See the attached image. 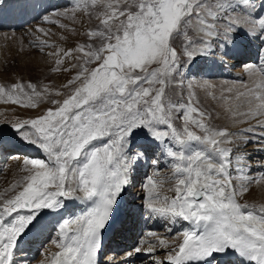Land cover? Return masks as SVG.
Returning <instances> with one entry per match:
<instances>
[{
  "label": "snow or ice",
  "instance_id": "1",
  "mask_svg": "<svg viewBox=\"0 0 264 264\" xmlns=\"http://www.w3.org/2000/svg\"><path fill=\"white\" fill-rule=\"evenodd\" d=\"M97 5L103 9L95 13L99 26L86 33L97 45L81 43L73 50L45 53L57 57L53 72L70 71L61 68L64 57L73 58V51L83 54L71 65L77 72L64 85L69 94L53 100L54 109L11 125L46 158H25L28 175L12 185L11 196L0 198V264H17L14 253L21 239L42 233L48 227L46 217H61L72 201L88 207L58 221L62 251L54 254L52 264H99L104 237L117 223L133 173L145 164L159 171L158 154L178 161L176 196L164 197L155 206L160 197L149 177L148 203L141 208L150 218L188 222L190 227L177 234L182 241L177 245L148 233L156 237L149 255H155L157 246L170 249L154 264H217L219 258L233 255L241 264H264V205L257 212L255 205L238 199L250 185L264 180V160L255 162L260 172L253 176L252 156L245 150L257 145L253 151L264 153V76L246 92L220 97L233 122L249 124L239 132L217 129L212 114L191 100L181 105L164 99L168 83L181 77L197 56L218 52L230 57L241 32L260 42L254 52L257 65L245 68L253 75L257 68L264 73V0H90V5L84 0L85 10ZM178 37L185 38L179 52L174 46ZM35 46L41 52L55 47L46 40ZM92 64L97 67H89ZM4 93L0 86V98ZM42 98L29 82L12 85L6 102L36 108ZM178 112L182 128L173 124ZM192 141L202 148L191 156L171 146L185 149ZM7 217L11 219L6 222ZM143 251L138 244L126 256Z\"/></svg>",
  "mask_w": 264,
  "mask_h": 264
},
{
  "label": "rangeland",
  "instance_id": "2",
  "mask_svg": "<svg viewBox=\"0 0 264 264\" xmlns=\"http://www.w3.org/2000/svg\"><path fill=\"white\" fill-rule=\"evenodd\" d=\"M103 2H107V0H103ZM113 2L115 3V0H113ZM77 4H79V7H77ZM88 4L90 5V0H88ZM55 5H56L55 9L53 8L50 12L43 15L40 19H37V22L34 21L33 23H31V25L33 24L32 26L30 25L24 30L18 32L0 31V86L5 88L4 98H0V140L8 139L7 141H9L13 145V148L16 152L18 151V149H22L21 145L23 144L21 143L24 141L19 136H17L16 132L11 127V125L16 124L18 121L35 118L45 113L49 108L54 109L55 107H57L52 103V101L53 100L62 101L63 99L66 98V96L69 94V88H65L64 85L68 84V81L72 79L73 76L76 75L77 69L71 68L72 64L78 63L74 59V57L77 55H83L82 53H77L73 51L72 53L73 58L64 57V63L63 65H61L62 69L66 67L69 68L70 71L64 72L63 70H61V71L53 72L52 68L57 66L56 64L57 57L46 55L45 53L55 52L61 48L64 49V51L73 50L76 49L78 45L81 43H93L94 45H97L99 43V41L95 39L89 41L88 36L86 35V33L90 29L99 26V20H97L95 17V13L103 11V9L99 5H97L96 7L89 6L87 10L84 9V0H60L59 4L55 1ZM78 14H80L81 17H78ZM45 18H47V20ZM120 19H124V17H120ZM60 25H65L66 27H60ZM38 29H43L44 32L42 33L38 31ZM44 33H47V35H45ZM241 36L246 37V34H244L243 32L239 33L238 39L241 38ZM184 39L185 38L183 37H178L174 43V46L177 48L178 52L181 50V44L183 43ZM40 40H46L48 41V43L54 45L55 47L45 48L44 51L41 52L35 46L36 43ZM241 40H244V38H241ZM236 49L237 52L240 49L242 50H240L239 52H245L244 50H246V48L241 46V42L237 43ZM236 51L233 54H235ZM215 53H209L207 56L210 57ZM208 57H206L207 60H209ZM237 59L238 57L234 60ZM219 61L222 62L221 60ZM184 62H185V58L182 57L181 63L183 64ZM214 62L215 61H213L212 63L211 69L216 70ZM203 63L199 65H195L193 68L195 69V67L198 66L196 70H199L201 69V67H206L205 65L207 63L204 65ZM89 67L94 68L97 67V65L92 64L89 65ZM226 67H227V63H225L224 70L228 69ZM186 71L187 69H185L181 77L175 78L170 83H168L165 89V97H164L165 100L170 101L173 104L178 103L181 105H187L191 100L193 106H196L212 114L211 124L215 126L217 129L227 128L230 132H239L242 129H247L249 127L248 123L233 122V119L230 117V115L225 111L224 107L222 106L220 97L222 95L235 96L238 95V93L240 92H246L249 88H253L255 84L253 83L252 77L250 78V76H253L252 73H250L248 77L246 74H244L243 78L228 77L225 79H218V78L211 79L200 75L195 76L194 78V76H191V73L189 72L190 70L187 71L190 74H187ZM262 76H264V73ZM178 81H182V83ZM29 82L35 84L37 86V91L43 93V98L41 99L40 103L36 108H26L19 104L6 102V96L8 94V90L11 89L12 85L14 84L27 85ZM45 86L48 89L47 93H44ZM227 89H231L232 90L231 93H228ZM24 90L27 92L31 91L27 87H25ZM57 92L61 93V95H57L56 94ZM213 96H215L216 99H213L212 98ZM181 115L182 113L179 112L176 113L173 120V124L177 128L183 127V121L180 119ZM192 115L193 118H198V113H193ZM251 123L255 124V121L253 120ZM189 127L190 130L196 131L197 134H201L200 130L196 129L194 125H189ZM28 146L29 148H31L32 147L31 143H28ZM180 149L181 148L179 146L178 148H176V151H180ZM251 149H253V145H249L248 148L245 150L251 153L252 152ZM6 155L7 154H5V152L2 150V147H0V198H7L8 196H11L13 194L11 190L12 185L16 184L18 181H21L24 176L28 175V172L25 170L26 166L24 165L25 158H37L36 156L21 157L19 155H9V156ZM258 155L259 156H253L251 154L253 160V171H252L253 176H258L260 172V169L256 168L255 162L264 160L262 153H259ZM169 164L170 163H168L166 167H159V171H157V168L155 166H152L151 164H145L144 167H142L144 170L143 171L144 173L142 175L139 174L140 171L139 172L137 171V173L133 175L135 176L136 174L137 175L139 174L138 175L139 177H137L136 175V180H134L135 182L133 188H135L134 189L135 191L139 188L140 191L138 192L139 194L142 195L141 198L138 199H136L135 196H132L131 198L133 199V201L135 200V202L132 203V207L133 205H136L137 211L141 203H142L141 205H146L148 203L147 200L148 192H146L145 190V187H147L148 178L152 177L153 175V180L157 182L154 177L158 179L160 177H163L161 176L163 171H169L170 173L172 170L175 169V167L174 169L171 168L172 164H170V166ZM174 177L175 176H173V178ZM233 182L236 183L235 180ZM259 183L264 188V180H261ZM259 183L250 185L249 190L247 192H249L252 189H257L259 187ZM237 186L239 187V185ZM159 188L161 189V186H159ZM159 188H155V190L157 191L155 195L163 200L162 198L163 195L161 192H159L158 190ZM258 191L260 190L258 189ZM127 192H129V190H127ZM131 193H133V191H131ZM245 194L246 192L243 193L242 195L244 196ZM161 199L153 201L155 206L161 205L160 203L163 202ZM133 209L136 210L134 207ZM128 211L129 213H131L130 210ZM149 222H150L149 220H146V223ZM161 225L163 229H160V231L157 232L158 234L157 236L169 240V243L172 242L171 244H175L176 240L179 239V236L177 235L178 233L174 234L172 232L174 229V227L173 228L171 227L173 223L167 222L164 219L163 224ZM176 226L177 225L175 224V227ZM149 231L153 232V230L147 229L144 231L143 234L137 237L136 245H134L135 247L138 244L140 246L143 245L145 248L147 245H151V243L146 240V239L148 240L151 239L150 237H148V233H150ZM155 240L156 237L152 239V242ZM58 243L59 242L56 243L53 239L49 240L45 245V247L38 254V258L36 261L40 259L42 254L46 250H48L51 245L52 246L50 250L54 249L53 245ZM132 249L133 248H130L129 250L128 248L126 251L122 252V256L120 254V256L111 255V257L115 259L116 264H122V263L126 264V262H129L130 259L132 258L135 259L136 261L135 264H144L146 261L149 260L148 259L149 257L154 258L156 256L165 255V257H162L160 259V260H164L166 258V255L170 251V249L164 248L161 249L160 251L156 250L157 253L155 252L154 256L139 257L140 254H144V255L148 254L146 253V251L145 253L143 251L140 254H136V255L134 254L133 256H131L132 258L128 257V260L124 261V259L127 258V256L125 255L127 251L129 252ZM22 255L23 254H21L18 259H20ZM109 256L110 254H108L106 258H109ZM36 261L31 264L37 263ZM22 264H27V263H22Z\"/></svg>",
  "mask_w": 264,
  "mask_h": 264
},
{
  "label": "bare ground",
  "instance_id": "3",
  "mask_svg": "<svg viewBox=\"0 0 264 264\" xmlns=\"http://www.w3.org/2000/svg\"><path fill=\"white\" fill-rule=\"evenodd\" d=\"M0 1H2V0H0ZM50 2V1H49ZM46 6H48V4H45V7ZM77 14V13H76ZM78 17H81V15L80 14H78ZM78 21H80V20H78ZM81 25V24H80ZM18 27V26H17ZM30 29V28H29ZM239 35V34H238ZM58 37V36H57ZM241 38H244L243 36H241ZM246 38H247V36H246ZM245 39V38H244ZM241 46L242 47H244V48H246V46L241 42ZM248 49H249V51H250V53L251 52H254L255 50H256V48L253 46V44L252 45H250V46H248ZM240 50H242V49H240ZM239 50V51H240ZM239 51L237 52L236 51V53H239ZM245 53V52H244ZM247 53H248V51H247ZM249 54V53H248ZM211 55V54H210ZM232 56V55H231ZM231 56L230 57H222L220 54H218V52H216L214 55H211L210 57H208L207 55H206V57H208V59L209 60H211L209 63H207L205 66H206V68L207 69H210V66H212V63H213V61H215L216 60V58L218 59V60H221V61H223V60H226L227 62V67L226 68H228V69H231L232 68V63H234V61H236V60H231L230 61V58H231ZM205 56H197V58L195 59V60H193L192 62H191V64H187L186 65V67H185V69H187V71L188 70H190L189 72L192 74L193 72H195L194 70H196V68H198V66L197 67H195V69L193 68L195 65H199V64H201V63H203V62H206L205 60H207L206 59V57L204 58ZM220 58V59H219ZM238 60H239V58H238ZM235 63H237V62H235ZM241 65V66H240ZM242 63H238V66L236 67L237 69H238V71L237 72H242L243 74H246L247 75V77L250 75V71L247 69V68H245V66L242 68ZM245 65H249V64H245ZM249 66H251V65H249ZM225 67V66H224ZM224 67H222V68H215L217 71H219V72H222V71H224ZM236 68H234V69H236ZM186 71V73L187 74H190L189 72H187ZM262 75H263V73H261L260 71H257L256 72V74L255 75H253V76H250V78L252 77V80H253V83L254 84H256V83H258L259 82V80L261 79V77H262ZM194 78H195V76H194ZM193 79V78H192ZM189 80V79H188ZM191 80V79H190ZM251 80V81H252ZM229 128V127H228ZM233 128V127H232ZM234 129V128H233ZM171 143V142H170ZM21 144H23V145H21ZM20 145H21V148L22 149H18L19 151H22L23 149L24 150H28L29 149V146H28V143H24V142H22ZM171 146L173 147V149L174 150H176V148H177V144H171ZM257 147V145H253V149L254 148H256ZM201 148H202V145H200V144H198L197 142H195V141H192V142H190L189 143V145L185 148V149H182L184 152H185V155L186 156H191L195 151H198V150H201ZM253 149H251V154L253 155V156H256L257 154H259L260 152H255V151H253ZM22 157V156H21ZM35 157V156H34ZM158 158L160 159V162H162L163 163V161H164V159L163 158H170V157H167V156H162V155H160V154H158ZM162 160V161H161ZM169 160H172V158H170ZM12 161V160H11ZM174 163H171L172 165L174 164H176L178 161H174V160H172ZM171 165V166H172ZM169 166H170V164H169ZM142 167H144V166H142ZM142 167H140L137 171L139 172L140 171V175H142L144 172V170H143V168ZM171 168H173L174 169V166L173 167H171ZM11 169V168H10ZM141 169H142V171H141ZM164 169V168H163ZM135 173H133V175H134ZM166 174V175H165ZM12 175V174H11ZM137 175V174H136ZM136 175L135 176H133V181H132V186H131V191H133V193H131L132 195H130V197H129V199L127 198V195L124 197V203L125 202H129V201H131V198H132V196H135V198L136 199H138V198H141V194H139V192L138 191H140V189L138 188L136 191L134 190L135 188H133V185H134V180H136ZM176 173H175V169L174 170H172L170 173H169V171H163V173L161 174V176H163V177H160V178H156V177H154L155 179H156V187L155 188H159V186H161V189L159 188L158 190H159V192H161L162 193V195H163V197L162 198H164V197H168V198H174L175 196H176V192L174 191V188H175V177H176ZM173 176H175L174 178H173ZM137 177H139L138 175H137ZM152 179H153V175H152V177H151ZM137 182V181H136ZM236 182V181H235ZM149 187H151V186H147V187H145V190H146V192H148V189H149ZM256 187V186H255ZM155 188H154V193H156L157 191L155 190ZM258 189L260 190V191H258ZM262 189V190H261ZM126 192H127V190H126ZM136 192V193H135ZM137 192H138V194H137ZM142 193V192H141ZM133 194H135V195H133ZM240 198V199H239ZM238 199H239V202L240 203H247V204H250V205H255L256 206V210H258L259 209V207L261 206V205H264V188L261 186V184L259 183V187L257 188V189H252V190H250L249 192H246V194L243 196V195H241L240 197H239ZM161 199V198H160ZM162 200V199H161ZM163 201V200H162ZM132 203V202H131ZM163 203V202H162ZM162 203H160V204H162ZM130 204V203H129ZM157 204V203H156ZM159 204V203H158ZM155 205V204H154ZM157 206H160V205H157ZM133 207L136 209V210H134L133 209ZM133 207H132V209L130 210V212H131V215L133 216V214H137L138 213V211H137V206L136 205H133ZM76 211H79V210H76ZM122 211H123V213H125V211H124V209H122ZM121 211V212H122ZM127 211H128V209H127ZM126 211V212H127ZM73 213H75L74 211H72V212H66L65 213V215H70V214H73ZM82 213V212H81ZM20 214H26V213H21V211H20ZM14 215H15V213H14ZM41 215H44V213L43 214H41ZM79 215V214H78ZM37 219H39V217H37ZM33 223H35V221L33 222ZM50 223H52V222H48V227L42 232V233H40V234H37V236H36V240L33 242V245H36L37 243H38V238L39 237H42V238H46L45 237V234L47 233V230L49 229V224ZM29 227H31V225H29ZM172 231V230H171ZM137 239V238H136ZM152 239L153 238H151L150 240H148V239H146L148 242H150V243H152ZM58 240V239H57ZM169 241V240H168ZM143 242H145V241H143ZM179 242V239H177L176 240V242H175V244H172V245H177V244H179L178 243ZM57 243V242H56ZM60 243H63V240L61 239V242ZM60 243L59 244H55V245H53V247H54V249H52V250H46L43 254H42V256L40 257V259L38 260V261H36L37 263H35V264H52V262H53V257H54V254L55 253H57L60 249H61V247L59 246L60 245ZM172 242H170V244H171ZM51 244H52V242H51ZM45 245V244H44ZM52 246V245H51ZM50 246V247H51ZM134 246V245H133ZM143 246V245H142ZM150 245H147L146 246V248L145 247H143V249H146L145 251H146V253H148L147 252V249H148V247H149ZM26 247V246H25ZM25 247H23V248H25ZM22 248V249H23ZM161 249H164V248H161V247H156V250L158 251H160ZM27 250H29V248L27 247ZM156 250H155V252H156ZM30 251V250H29ZM145 251H144V253H145ZM18 252H20V250L19 249H17L16 251H15V253H14V256H16L17 255V253ZM128 252V251H127ZM30 253L32 254V251H30ZM157 253V252H156ZM149 254V253H148ZM126 255V254H125ZM121 256H122V254H121ZM162 257H165V255H163V256H156V257H154V258H148L149 260L148 261H146L144 264H154V261H158V260H160ZM112 258V257H111ZM118 258H120V257H118ZM129 258H132V257H129ZM157 258V259H156ZM113 260H115V259H113ZM126 260H128V257L127 258H125L124 259V261H126ZM135 259H130V261L129 262H127V264H135ZM116 263V262H115ZM123 264V263H122Z\"/></svg>",
  "mask_w": 264,
  "mask_h": 264
}]
</instances>
